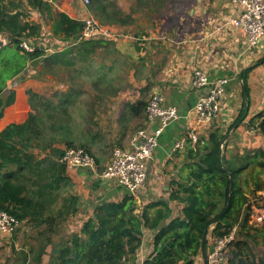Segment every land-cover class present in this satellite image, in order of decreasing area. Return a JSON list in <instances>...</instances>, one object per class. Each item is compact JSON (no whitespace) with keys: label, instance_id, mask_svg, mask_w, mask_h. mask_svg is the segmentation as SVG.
Segmentation results:
<instances>
[{"label":"trees","instance_id":"1","mask_svg":"<svg viewBox=\"0 0 264 264\" xmlns=\"http://www.w3.org/2000/svg\"><path fill=\"white\" fill-rule=\"evenodd\" d=\"M139 1L148 11L161 14L171 2ZM88 7L103 27L124 26L131 18L111 0H90ZM27 8L46 15L54 37L66 44L63 50L47 55L44 48L33 46L32 40L41 37L42 27L28 17ZM84 25V21L53 10L50 0H0V36L7 41L0 48V122L16 101V92L8 90V82L26 74L29 65L40 63L39 71L35 68L37 73L67 75V89L51 96L28 90L31 111L26 120L11 123L0 132V210L30 225L41 243L31 253H23L25 259L30 258L29 264H41L51 245L49 264L136 263L144 232L149 229L156 231L154 251L144 264H195L206 230L215 225L213 237H224L240 226L243 215L233 264H264V250L255 254V228H247L250 214L244 216L248 199L238 184L244 168L228 165L224 156L227 134L219 128L201 135L196 143L187 139L188 171L172 183L170 196V201L183 205L179 216L170 218L172 209L163 200L140 209L136 197L130 194L120 201L99 204L80 232L55 239L80 212V198L73 192L69 168L61 159L67 149L76 148L93 156L96 137L82 115V84L76 85L74 78L88 80L100 94H112L113 81L126 79L116 77L118 67H123L121 59L109 66H95L97 50L112 52L115 43L104 38L78 41ZM25 41L34 47L32 52L22 47ZM143 94L144 90L138 101L127 106L134 119H147L150 99L147 101ZM260 127L264 132V120Z\"/></svg>","mask_w":264,"mask_h":264},{"label":"crops","instance_id":"2","mask_svg":"<svg viewBox=\"0 0 264 264\" xmlns=\"http://www.w3.org/2000/svg\"><path fill=\"white\" fill-rule=\"evenodd\" d=\"M115 1L119 6L143 4L139 0ZM176 1L178 0H171L170 4L176 5ZM184 2L187 3L186 15L178 17V21L172 22L169 29L164 27L165 19L162 22L161 13L152 12L154 20L145 32L141 25H136V21H133V12L124 9L123 12L131 18L128 24L115 28L118 32H123V37L114 40L115 49L112 52L104 48L97 50L95 66L104 63L109 66L117 57L122 58V77L126 79L121 81L117 78L113 81L114 86L110 87L112 94H93L90 100L80 98L85 122L93 135H96L92 147L96 168L68 170L75 185L73 192L80 198V212L71 225L64 226L65 234L80 232L83 222L93 216L99 204L120 201L124 196L130 195L115 182L103 178L102 173L111 160L113 150L131 148L138 128L147 126L145 117L134 119L127 109L129 104L140 99L127 97L128 87L131 86L144 91H147L148 87L152 96H161L164 105L175 106L180 113V119L168 126L160 137L159 145L149 164L146 184L135 197L140 209L152 202L163 200L168 202L172 209L170 218L181 214L183 205L170 201V196L172 183L187 173L186 166L190 163L187 157L190 148L188 132L195 124L194 108L203 93L192 86L194 71L198 69L206 73L211 80H228L219 115L200 126L199 137L207 136L216 128L227 134L224 156L228 165L236 169L244 168L238 178L239 186L248 201L255 199L256 206L264 205V132L260 127L264 120V39L258 47L250 46L247 38L231 23L238 14L231 0ZM50 4L53 10L64 12L72 19H94L89 7L83 5L82 0H50ZM166 9L167 7L163 11ZM32 14L30 19L40 23L38 20L42 17L41 13L33 10ZM135 29L137 31L133 33L132 30ZM40 39H33L32 43L38 45ZM62 43L66 45L58 39L57 44ZM30 67L29 65L27 75L21 74L24 75L23 80L16 82L14 79L8 82V90L16 92V101L1 120L0 132L11 123L25 121L31 111L27 91L38 92V86L30 79V73L33 71H30ZM15 84L17 87L13 88ZM64 87L67 89L66 84L62 85L61 89ZM89 105L91 108H88ZM176 143H180L182 147L174 151ZM245 210L244 216L247 214ZM243 219L242 215L240 226L244 224ZM214 226L208 234V251L213 249L216 239L212 235ZM240 226L234 227L237 228V234L241 231ZM262 226L264 227V224L257 228ZM249 227L250 223L247 225V228ZM20 229V242H32L31 235L24 239L23 231L31 230L34 234L33 228L22 223ZM155 234L156 231L145 230L136 263L127 264L145 263L154 251ZM252 234L255 236V231H252ZM2 238L5 237L0 235V240ZM24 245L27 248V245ZM52 255L53 246L50 245L42 257L41 264H49ZM195 264H204L202 252L196 258Z\"/></svg>","mask_w":264,"mask_h":264},{"label":"built area","instance_id":"3","mask_svg":"<svg viewBox=\"0 0 264 264\" xmlns=\"http://www.w3.org/2000/svg\"><path fill=\"white\" fill-rule=\"evenodd\" d=\"M88 6L90 0H82ZM238 14L231 23L247 38L251 47H258L264 39V0H231ZM84 28L78 41L104 38L117 40L123 35L115 29L101 26L94 19L84 20ZM43 35V34H42ZM52 36V34H51ZM27 52L34 47L27 41L22 43ZM47 54H53L52 49L46 48ZM226 78L211 80L202 70L194 71L192 86L195 90L203 91L194 108L195 124L190 127L188 138L192 143L199 140L201 125L214 120L220 113L221 100L227 90ZM17 87V84L13 88ZM147 126L139 130L132 139L131 148H117L113 151L111 160L104 169L103 178L113 181L126 189L131 195L144 187L148 177L149 164L159 145V139L168 126L180 119V113L175 106L164 105L159 95L150 99L147 109ZM154 126L152 127V125ZM152 128V130H151ZM182 145L176 143L174 151ZM61 161L69 168L95 170L96 160L85 149H67ZM257 200L248 201L246 212L250 214L249 223L253 228L264 224V205L256 206ZM21 222L5 211L0 210V235L10 238L21 227ZM237 228L224 237L216 238L213 249L209 251V264H233L235 261V242Z\"/></svg>","mask_w":264,"mask_h":264},{"label":"rangeland","instance_id":"4","mask_svg":"<svg viewBox=\"0 0 264 264\" xmlns=\"http://www.w3.org/2000/svg\"><path fill=\"white\" fill-rule=\"evenodd\" d=\"M113 2L116 3V1L114 0ZM176 5H171L169 4L167 6V9L163 11V14H161L162 16V22L165 19V26L170 27V24L172 22L176 23L178 21V17L180 18L183 15H186L187 13V3L184 2V0H178L175 3ZM119 6V5H118ZM119 8L123 11L124 9L127 12H133V14L135 15V20L136 21L135 24L136 25H141L144 30L143 32H145L148 28L149 25L152 23V20H154V18L152 17L151 13L152 11H148L147 7L145 6V4H135V5H120ZM33 10L34 9H29L27 8V12H28V17L32 18L33 17ZM150 14V15H149ZM159 19V18H158ZM40 22V25L42 27V37L40 39V44H38L37 46H40L41 48H48V49H53L54 52L56 51H61L64 47V44H57L58 42V38L54 37L53 33H52V29H51V23L49 22V20H47V17L45 15V17L42 15V17H40V19L38 20ZM132 21V22H133ZM129 21L126 22V24H128ZM125 24V25H126ZM121 28V27H119ZM113 29V28H111ZM115 29V28H114ZM169 29V28H168ZM137 30H132V32H136ZM120 32V31H119ZM52 33L53 37H50V34ZM123 33V32H120ZM30 45V44H29ZM36 43H33V46H35ZM62 45V48H60ZM99 50V49H98ZM118 58V57H117ZM120 59V58H118ZM121 60H123L121 58ZM30 71H32L31 77L30 79H32V81L37 84L38 86V93L40 94H44L45 96H51L52 94H54V92L56 91H63L66 89V87L61 89L62 85H65L66 83L65 78H66V74L64 72H62V75L60 76H56V75H50L47 73H37V70L39 71L41 64H36V65H30ZM35 68L37 70H35ZM42 71V70H41ZM29 74V75H30ZM123 72H122V68L118 67V71H117V76H122ZM73 81V80H72ZM75 84H82V94L81 97H83V100H90L93 94H97L98 92L93 88V86L91 85V83L88 80H85L83 78H74ZM130 86V84H128ZM122 87H124V85L122 84ZM146 89H148L147 91H144L143 96L145 97V99L147 101H149V99L152 97V93L151 90L147 87ZM144 89L138 90V88L131 86L128 87V94L127 97H141L142 93H143ZM139 93V94H137ZM80 107H83V104H80ZM113 153V152H112ZM75 220L72 219L70 222L67 223V225H71ZM66 225V224H65ZM64 225V226H65ZM64 227L61 228V234L60 236L56 237L55 239L58 240L61 237H66L67 235L65 234V232L63 231ZM19 231H17V233H15L12 237L10 238H2L0 240V264H29V257L27 258V260L25 259V256L23 253H31L32 249H37L41 246L40 242L36 241V237L33 234V232L31 230H25L24 232V239L26 240L28 236H30V239H32V242H28V240L25 241L24 244L27 245V248L25 247L24 244H22V242H20L19 237L22 236L21 234V229H18ZM255 231V236L257 237V241H256V253L255 254H259V251H263L264 250V227L262 226V228H256L254 229ZM21 234V235H20Z\"/></svg>","mask_w":264,"mask_h":264},{"label":"water","instance_id":"5","mask_svg":"<svg viewBox=\"0 0 264 264\" xmlns=\"http://www.w3.org/2000/svg\"><path fill=\"white\" fill-rule=\"evenodd\" d=\"M6 44H7L6 39L3 38V36H0V48L5 47ZM23 79H24V75H21L19 78L18 77L15 78V81L16 82H20ZM208 234H209V229L206 230L205 237H204V240H203L202 254H203V257H204V264H209V260H208L209 251H208V248H207Z\"/></svg>","mask_w":264,"mask_h":264}]
</instances>
